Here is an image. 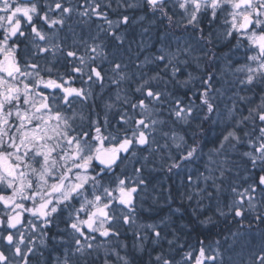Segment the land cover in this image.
I'll use <instances>...</instances> for the list:
<instances>
[{
  "label": "snow or ice",
  "instance_id": "obj_1",
  "mask_svg": "<svg viewBox=\"0 0 264 264\" xmlns=\"http://www.w3.org/2000/svg\"><path fill=\"white\" fill-rule=\"evenodd\" d=\"M0 264H264V0H0Z\"/></svg>",
  "mask_w": 264,
  "mask_h": 264
}]
</instances>
